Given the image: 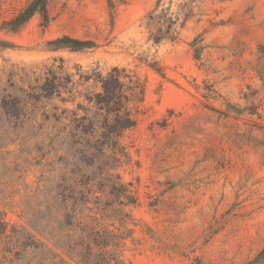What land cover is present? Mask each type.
<instances>
[{
    "label": "rangeland",
    "instance_id": "1",
    "mask_svg": "<svg viewBox=\"0 0 264 264\" xmlns=\"http://www.w3.org/2000/svg\"><path fill=\"white\" fill-rule=\"evenodd\" d=\"M29 1L0 0V98L28 101L51 73L64 85L61 95L74 97L52 103L69 108L113 66L145 81L136 126L121 137L118 173L135 199L120 205L132 230L126 262L254 260L264 247V0H47L46 25L35 13L6 29ZM159 15L172 18V34L155 42L168 30ZM61 35L95 46L51 49L47 41ZM43 106L51 109L29 100L22 128L0 141L8 230L27 228L26 206L47 168L46 138L32 129ZM117 213L104 222L117 226ZM20 258L0 243V264L27 260Z\"/></svg>",
    "mask_w": 264,
    "mask_h": 264
},
{
    "label": "trees",
    "instance_id": "2",
    "mask_svg": "<svg viewBox=\"0 0 264 264\" xmlns=\"http://www.w3.org/2000/svg\"><path fill=\"white\" fill-rule=\"evenodd\" d=\"M35 13L46 25L47 0H30L4 25L15 31ZM157 17L167 19L168 30L166 35L155 37V42L170 38L173 23L171 17ZM47 44L53 50L95 46L92 40L69 35L50 39ZM149 64L163 74L155 63ZM95 80L96 89L83 93L84 99L74 107L52 103L55 99L74 101L73 95L68 96L70 99L61 95L64 85L53 73L29 98L31 102L51 104V109L42 107L32 124L35 136L46 138L40 144L46 148L42 158L45 154L48 157L42 163L47 168L38 177L34 201L26 206L27 228L12 226L8 230L0 209V243L19 259L26 255L24 264H131L126 262L124 249L132 230L126 227L128 213L120 205L134 203L135 199L120 181L118 168L126 156L121 137L136 126L146 84L137 73L119 66L106 74L98 72ZM28 101L21 94L6 93L0 98L1 143L24 125ZM45 123L49 129H44ZM114 212L119 214L118 224L110 227L104 221ZM263 260L264 247L249 264Z\"/></svg>",
    "mask_w": 264,
    "mask_h": 264
}]
</instances>
